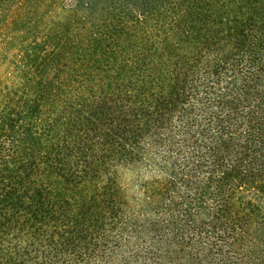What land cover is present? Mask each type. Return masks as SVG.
<instances>
[{"label": "trees", "instance_id": "16d2710c", "mask_svg": "<svg viewBox=\"0 0 264 264\" xmlns=\"http://www.w3.org/2000/svg\"><path fill=\"white\" fill-rule=\"evenodd\" d=\"M26 1L0 264H264V0Z\"/></svg>", "mask_w": 264, "mask_h": 264}, {"label": "rangeland", "instance_id": "374dc122", "mask_svg": "<svg viewBox=\"0 0 264 264\" xmlns=\"http://www.w3.org/2000/svg\"><path fill=\"white\" fill-rule=\"evenodd\" d=\"M18 1L8 0L6 3H0V21L4 18H9V15H16L24 20L26 19L24 29L17 36L11 26L7 27L4 32L0 30V82L8 84H12L15 81L12 76L13 67L11 60L14 53L19 51L21 54L33 44L35 45V43L39 44L42 51L47 46L46 41H48L49 19L46 18L44 9L40 6H35L32 2L26 1L22 5ZM6 15L8 16L6 17ZM51 15L53 17L58 16L57 13H51ZM28 21L31 23L26 28ZM11 34L16 37L10 38Z\"/></svg>", "mask_w": 264, "mask_h": 264}]
</instances>
